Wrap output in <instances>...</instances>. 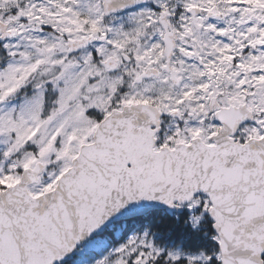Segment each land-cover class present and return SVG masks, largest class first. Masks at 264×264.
Instances as JSON below:
<instances>
[{
    "label": "snow or ice",
    "instance_id": "obj_1",
    "mask_svg": "<svg viewBox=\"0 0 264 264\" xmlns=\"http://www.w3.org/2000/svg\"><path fill=\"white\" fill-rule=\"evenodd\" d=\"M0 264H264V0H0Z\"/></svg>",
    "mask_w": 264,
    "mask_h": 264
}]
</instances>
